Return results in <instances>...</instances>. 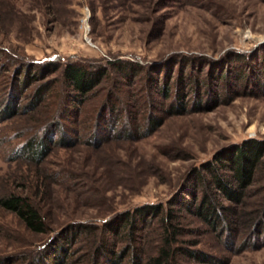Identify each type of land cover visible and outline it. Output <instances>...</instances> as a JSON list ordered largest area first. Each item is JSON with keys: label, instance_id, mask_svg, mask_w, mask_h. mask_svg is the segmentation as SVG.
<instances>
[{"label": "rangeland", "instance_id": "374dc122", "mask_svg": "<svg viewBox=\"0 0 264 264\" xmlns=\"http://www.w3.org/2000/svg\"><path fill=\"white\" fill-rule=\"evenodd\" d=\"M235 50L253 57L264 54V0H0V102L10 94L22 66L39 71L38 64L49 59L106 65L109 59L127 58L162 82L169 78L172 83L182 65L172 59L175 52L204 54L224 65ZM203 70L207 73L208 67ZM45 72L22 86L17 112L0 120V193L32 194L50 228L31 231L15 212L0 206V264H110L109 257L100 253L106 233L109 246L123 250L121 264L132 261V243L144 256L154 255L162 242L159 217L145 226L140 223L136 233L143 235L140 240L131 238L127 228L119 235L97 228L71 236L68 226L82 221L101 227L111 219L116 226L127 209L145 203L167 206L190 173L218 151L244 139H264V94L243 93L207 109L165 115L155 131L139 139L111 138L100 146L53 144L46 159L36 165L16 150L34 129L50 120L68 90L61 68ZM140 75L143 78L137 76L134 84L120 82L116 74L103 77L89 99L93 117L112 90H118L132 109L143 112L148 101L140 85L148 74ZM48 81L54 83L52 89L37 107L30 108L38 88ZM169 101L158 97L159 104ZM70 116L64 124L73 136L74 130L80 134L84 114ZM179 219L178 224L193 231L179 235L175 244L199 248L226 259L227 264H264V242L254 247L248 229L232 246L202 218L184 210ZM59 243H64L61 253ZM97 248L100 259L93 262ZM62 256L66 262L56 259ZM178 262L211 264L184 254L178 255Z\"/></svg>", "mask_w": 264, "mask_h": 264}, {"label": "trees", "instance_id": "16d2710c", "mask_svg": "<svg viewBox=\"0 0 264 264\" xmlns=\"http://www.w3.org/2000/svg\"><path fill=\"white\" fill-rule=\"evenodd\" d=\"M227 58L228 61L223 65L212 59L209 61L204 54L189 55L175 52L172 54V59L182 65L172 82L174 85L170 83L169 78H164L162 82L157 74L149 71L141 63L120 57L109 59L106 65H97L80 59H69L65 62L49 59L38 64L36 69L39 71L34 72L22 66L15 77L10 94L5 98L4 103L0 102L4 105L0 107V120L17 112L16 105L21 96L22 86L26 87L35 76H40L46 73L45 71L61 68L60 77L68 89L63 98L64 102L51 112V118L47 123L39 125L20 144L16 150L18 156L39 165L51 152L53 144L72 147L80 143L87 145L92 143L100 146L111 138L139 139L155 131L163 123L165 115L182 113L190 108L207 109L222 99L243 93L264 94V54L253 57L243 51L235 50L230 52ZM206 66L208 72L203 74ZM186 67L189 69L186 70ZM142 71L148 74V78L145 77V82L140 85L144 93L142 97L148 101V107L143 112L140 108L132 109L130 104L126 103L121 95L119 96L118 90H112L97 115L93 117V112H89V99L103 77L116 74L120 82L134 84L136 77H141ZM49 82L52 83V81L45 82L38 88L35 99L30 102V108L37 107L46 93L52 89L54 83L49 86ZM122 90L120 86L119 91ZM158 97L170 101L159 104ZM81 114H84L83 121L80 120L84 124L83 130L78 134L79 130L73 129L76 131L73 136L63 121L71 117L70 115ZM17 155L13 157L17 158ZM190 176L179 191L169 199L167 206L164 203H145L127 209L120 213V222L116 226L112 219L103 223L101 227L89 225V222H74L68 226L70 230L68 233L73 236V234L104 228L110 231V234L119 235L122 228H127L131 238L137 237L140 240L143 235L136 234L140 229V223L145 226L152 217H159L158 221L163 230L158 252L149 257L144 256L132 243L129 250L132 255L130 264H146L143 262L144 259L152 261L148 264H182L178 262L179 254L211 264H227L226 259L207 254L199 248L175 244L179 235L193 231L186 230L177 223L186 210L205 220L221 235H225L227 242L232 246L245 229H248V237L253 238L250 242L254 247L262 245L264 242V139L248 138L220 150L212 160L206 161L204 166L195 168ZM253 195H255L254 199ZM0 206L15 212L31 231L46 232L50 228L49 219L32 194L15 190L4 191L0 193ZM109 236L105 234L100 245L102 251L97 248L93 254V262L99 261L100 252L103 257H109L107 260L110 264L122 263L123 250H116L113 245L109 246ZM244 240L245 237L242 242ZM188 241L196 243L195 240ZM63 244L57 245L59 253L63 250ZM54 255L56 257V254ZM56 259L66 262L63 256ZM45 260L49 261L47 257Z\"/></svg>", "mask_w": 264, "mask_h": 264}, {"label": "water", "instance_id": "95a60500", "mask_svg": "<svg viewBox=\"0 0 264 264\" xmlns=\"http://www.w3.org/2000/svg\"><path fill=\"white\" fill-rule=\"evenodd\" d=\"M89 41H91V38H89Z\"/></svg>", "mask_w": 264, "mask_h": 264}]
</instances>
